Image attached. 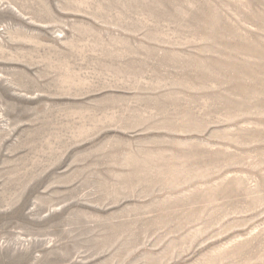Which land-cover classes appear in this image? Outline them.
<instances>
[{"label":"rangeland","instance_id":"374dc122","mask_svg":"<svg viewBox=\"0 0 264 264\" xmlns=\"http://www.w3.org/2000/svg\"><path fill=\"white\" fill-rule=\"evenodd\" d=\"M0 264H264V0H0Z\"/></svg>","mask_w":264,"mask_h":264}]
</instances>
